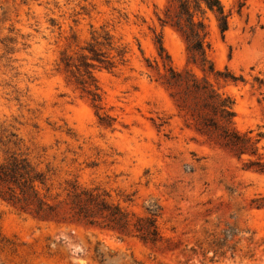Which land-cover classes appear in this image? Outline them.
Returning <instances> with one entry per match:
<instances>
[{
	"label": "rangeland",
	"instance_id": "1",
	"mask_svg": "<svg viewBox=\"0 0 264 264\" xmlns=\"http://www.w3.org/2000/svg\"><path fill=\"white\" fill-rule=\"evenodd\" d=\"M168 2L0 0V162L27 155L46 177L43 207L0 186L17 196L0 197V264H264V173L244 168L257 156L210 145L157 81L161 36L177 70L203 76L181 34L161 25ZM222 2L229 28L208 14L209 57L244 80L209 77L234 99L235 128L256 136L264 0ZM95 30L112 35L110 55L127 51L115 70H95L102 108L61 61L79 58Z\"/></svg>",
	"mask_w": 264,
	"mask_h": 264
},
{
	"label": "trees",
	"instance_id": "2",
	"mask_svg": "<svg viewBox=\"0 0 264 264\" xmlns=\"http://www.w3.org/2000/svg\"><path fill=\"white\" fill-rule=\"evenodd\" d=\"M209 13L214 15L221 33L224 34L229 28V13L225 10L222 0H169L164 17L159 16L161 25L163 27L170 25L181 34L186 43L188 63L199 68L203 76L199 77L189 70H177L163 45L161 36L158 49L164 72L159 70L160 77L157 81L169 91L178 110L184 112L186 118L192 121V127L205 136L210 145L230 152L239 159L244 155L257 156L256 159L249 157L244 161V168L264 173V156L258 153V144L264 138V133L258 132L255 136L254 129L246 131L236 129L233 122L236 115L234 99L221 92L210 80V75L216 76L214 78L217 80L235 82L243 81L244 77L230 71H218L210 59ZM96 32L95 30L92 33L93 42H89L87 47H82L83 53L79 58L66 56L61 61L70 77H76L75 82L88 93L94 106L102 108L103 97L95 70L97 68L115 70L120 63L126 61L127 51L119 49L117 55H110L103 47L115 49L112 35L106 32L99 37L96 36ZM156 67H159L158 61ZM99 118L100 123L104 124L109 116ZM45 178L44 173L38 170L27 155L14 154L0 162V186L6 185L12 192L19 188L22 198L36 202L38 207H43L45 203L39 189L40 185H45ZM9 193L5 195L0 190V197L14 204L17 196L15 193ZM85 193L93 195L89 190H85ZM147 209L150 212L156 211L149 207ZM23 210L26 209L23 207ZM112 212L115 218H125V213L118 205L113 206ZM36 214L34 216L43 219L41 215ZM152 226L157 231L156 224L152 223Z\"/></svg>",
	"mask_w": 264,
	"mask_h": 264
}]
</instances>
